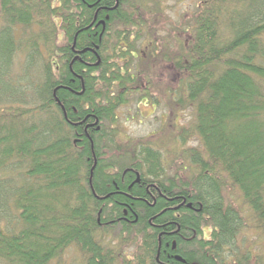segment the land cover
<instances>
[{
    "label": "trees",
    "instance_id": "trees-1",
    "mask_svg": "<svg viewBox=\"0 0 264 264\" xmlns=\"http://www.w3.org/2000/svg\"><path fill=\"white\" fill-rule=\"evenodd\" d=\"M190 15L174 43L162 0H0V264H264V0ZM143 40L193 114L173 167L119 139Z\"/></svg>",
    "mask_w": 264,
    "mask_h": 264
},
{
    "label": "rangeland",
    "instance_id": "rangeland-1",
    "mask_svg": "<svg viewBox=\"0 0 264 264\" xmlns=\"http://www.w3.org/2000/svg\"><path fill=\"white\" fill-rule=\"evenodd\" d=\"M197 1L162 0L168 22H165V29H162L161 35L171 36L170 41L174 43L176 40H180L182 35L180 36L178 33L179 27L186 28L185 24H188L186 21L191 16L190 12L195 8ZM146 43L147 40H143L142 44L139 45V55L135 58V62L141 68H151L155 83V98L151 97L148 101H136L135 96L130 98L128 104L119 109V128L121 131L119 139L127 141L131 138L147 136L155 146L162 149L167 165L173 167L175 157L182 147L179 132L184 125L192 123L193 114L189 109H182L177 104V99L174 98L173 89L178 85V77L172 64L167 61L161 62L160 57L156 60L152 58L146 48L148 44ZM150 47L151 43L148 48L150 49ZM155 99L157 104H155ZM186 144L195 145L196 142L190 139ZM246 216L247 223L254 227L253 219L249 218L247 214ZM3 219L5 220V217ZM262 242L261 237L250 227V232L246 237V245L253 249H260ZM65 264H82L80 255L74 248L66 253Z\"/></svg>",
    "mask_w": 264,
    "mask_h": 264
},
{
    "label": "flooded vegetation",
    "instance_id": "flooded-vegetation-1",
    "mask_svg": "<svg viewBox=\"0 0 264 264\" xmlns=\"http://www.w3.org/2000/svg\"><path fill=\"white\" fill-rule=\"evenodd\" d=\"M135 171V170H134ZM129 173V175L131 176V167H128L127 169H126V173ZM126 173L124 174V176L126 175ZM135 173H136V175H137V179L136 180H138L139 179V181L138 182H140V173L139 172H137V171H135ZM131 181V179H129V182ZM135 183V181L132 183V184H134ZM130 186H131V182H130Z\"/></svg>",
    "mask_w": 264,
    "mask_h": 264
},
{
    "label": "water",
    "instance_id": "water-1",
    "mask_svg": "<svg viewBox=\"0 0 264 264\" xmlns=\"http://www.w3.org/2000/svg\"><path fill=\"white\" fill-rule=\"evenodd\" d=\"M137 181H139V179ZM189 206H191V205L189 204ZM178 259H182V258L181 257H178Z\"/></svg>",
    "mask_w": 264,
    "mask_h": 264
}]
</instances>
